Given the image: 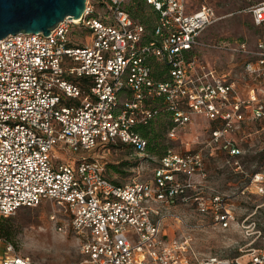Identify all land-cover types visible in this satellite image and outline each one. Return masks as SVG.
I'll list each match as a JSON object with an SVG mask.
<instances>
[{
  "label": "built area",
  "instance_id": "1",
  "mask_svg": "<svg viewBox=\"0 0 264 264\" xmlns=\"http://www.w3.org/2000/svg\"><path fill=\"white\" fill-rule=\"evenodd\" d=\"M124 2L85 0L78 17L64 16L47 34L0 38V213L43 201L59 207L79 240L76 264H264V247L196 252L197 226L174 209L193 206L222 227L235 219L230 194L203 191L200 178L204 148L241 153L231 133L264 116V0L244 8L261 29L252 46L202 38L216 18L208 4L145 0L157 11L147 30ZM214 49L240 57L238 70L207 59ZM163 112L169 138L196 116L209 119L204 144L166 148L146 179L108 177L96 148L126 143L144 153L147 139L136 128ZM59 149L78 154L62 159ZM0 264L37 263L4 239Z\"/></svg>",
  "mask_w": 264,
  "mask_h": 264
},
{
  "label": "rangeland",
  "instance_id": "2",
  "mask_svg": "<svg viewBox=\"0 0 264 264\" xmlns=\"http://www.w3.org/2000/svg\"><path fill=\"white\" fill-rule=\"evenodd\" d=\"M252 1L255 0H189L188 8L204 3L214 10L216 18L202 30V38L225 39L232 42L244 40L252 46L261 29L253 22L247 10L239 9ZM124 3L130 5L133 10L138 9V3L133 0H125ZM139 13L146 19L151 13L150 7L144 3ZM139 13L135 17L138 20L141 19ZM143 23L149 30L153 19ZM77 35L82 37L83 34ZM207 54H210V60L215 63L222 61V64H226L232 58L230 52L216 49ZM236 60L241 61V58L236 57ZM198 120L201 123L207 121L202 118ZM152 123L154 130L157 131L158 140L154 151L145 150L144 153H138L126 143L96 148L94 154L104 163L108 177L118 182L146 179L150 177L156 159L164 149L202 146L210 131L208 126L188 125L184 130H180V138H169L166 134L168 126L165 116L156 117ZM263 124L264 118L261 117L252 119V122L239 129L236 136L239 138L241 153L237 157H226L223 152H218L222 149L216 144L213 147L215 152L212 154H209L210 146L204 148L205 160L211 169L208 179L218 190L230 194L235 219L229 225L222 227L209 216L201 217L193 206L188 205V207L178 203L174 207L175 211L179 214L186 213L191 222L197 226L190 230L191 245L196 252L231 256L248 246L264 247ZM56 153L62 159L78 154L62 149L56 150ZM256 170L262 174L259 182L252 178ZM258 185H261L260 190ZM53 212L56 213V219L50 217ZM67 221L65 213L49 201L34 206L19 207L9 214L0 213V252L5 239L11 241L16 250L28 255L37 264H76L80 256L79 240ZM58 223L63 225L61 229L56 227ZM177 224L181 228L180 223ZM165 233H170L168 227Z\"/></svg>",
  "mask_w": 264,
  "mask_h": 264
},
{
  "label": "water",
  "instance_id": "3",
  "mask_svg": "<svg viewBox=\"0 0 264 264\" xmlns=\"http://www.w3.org/2000/svg\"><path fill=\"white\" fill-rule=\"evenodd\" d=\"M85 0H0V38L17 31L47 34L64 16L78 17Z\"/></svg>",
  "mask_w": 264,
  "mask_h": 264
},
{
  "label": "crops",
  "instance_id": "4",
  "mask_svg": "<svg viewBox=\"0 0 264 264\" xmlns=\"http://www.w3.org/2000/svg\"><path fill=\"white\" fill-rule=\"evenodd\" d=\"M206 56H207V59H210V54H206ZM223 62L222 61H220V62H218V64L220 65V66H223V67H231L233 70L234 69H236V70H238V67H239V65H240V61H238V60H236V59H234V60H230V62H228V63H226V64H222ZM241 80V88H242V90L243 91H245V89H243L244 88V84H243V81H242V79H240ZM198 118H202L204 121L205 120H207V121H205L206 123H204V122H200L199 120H198ZM262 118H264V116L262 117ZM252 122V119H245V121H243L242 122V125H241V127H239V128H237L236 130H234L231 134H232V140H233V142H234V144H236V145H238L239 146V142H238V139L239 138H237V133L239 132V129H241V128H243V125H244V123H248V122ZM209 122V123H208ZM211 121L209 120V119H205V117H202V116H196L195 117V119H194V121H192L190 124H189V126H191V125H193V126H195V125H201V126H208V127H210V125H211ZM245 124V125H246ZM244 125V126H245ZM262 127H264V124L262 125ZM249 133H251L250 131H248ZM254 132H255V130H254ZM207 135H208V133H207ZM190 138H192V137H190ZM215 145H213V146H210L211 148H210V150H209V154H212V153H214L215 151L213 150V149H215V148H213ZM217 146L219 147V148H221L218 144H217ZM240 147V146H239ZM222 149V148H221ZM208 151V150H207ZM219 151H221V152H223L224 154H225V156L226 157H230V158H233V157H237V155H240V153L238 154H232V153H229L226 149H222V150H218V152ZM205 153V152H204ZM204 161H205V168H206V171H207V173H206V175L204 176V177H202V178H200L201 179V187H202V189H203V191L205 190V192H209V191H212V190H218L213 184H211V182H210V179H208V176L210 177V172H211V169H210V167L208 166V163L206 162V160H205V156H204ZM186 206H188V205H186ZM189 207V206H188ZM172 226H173V224L171 223V222H169V225H168V228H170V229H172Z\"/></svg>",
  "mask_w": 264,
  "mask_h": 264
},
{
  "label": "trees",
  "instance_id": "5",
  "mask_svg": "<svg viewBox=\"0 0 264 264\" xmlns=\"http://www.w3.org/2000/svg\"><path fill=\"white\" fill-rule=\"evenodd\" d=\"M135 3H138V9L137 10H133L132 7L130 5H126L124 3V6L125 8L127 9V11L130 13V15L135 18L138 16V13L139 11L143 8V4L146 3L145 0H133ZM253 2V1H252ZM251 3V2H250ZM249 3V4H250ZM147 4V3H146ZM149 7L150 5L147 4ZM247 5L245 6H241L239 9H244ZM150 10H151V13L148 15V17L146 19H144L143 15H141V19L139 21H141L142 23L145 21L146 23H148V21H150V19H153V23L157 17V11L152 9L150 7ZM136 19V18H135ZM138 20V19H137ZM153 23L152 25H150V29L151 30V27L153 26ZM144 24V23H143ZM145 28L147 29L146 25L144 24ZM159 116H165L166 119H167V126L169 125V118H168V115L167 113L163 112L161 113ZM158 117V116H157ZM152 121L148 124H145V125H140V126H137V130L139 131L140 134H142L146 139H147V144H146V147H145V150L146 151H154L155 147L157 146L158 144V140H157V131L154 130L153 126H152ZM117 145H121V144H117ZM166 149H164L161 154L165 151ZM160 154V155H161ZM114 180V179H113ZM116 181V180H114ZM118 182V181H116Z\"/></svg>",
  "mask_w": 264,
  "mask_h": 264
}]
</instances>
